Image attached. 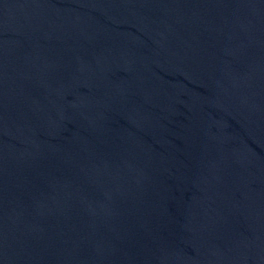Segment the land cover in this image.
Masks as SVG:
<instances>
[{
	"label": "water",
	"instance_id": "1",
	"mask_svg": "<svg viewBox=\"0 0 264 264\" xmlns=\"http://www.w3.org/2000/svg\"><path fill=\"white\" fill-rule=\"evenodd\" d=\"M112 0H0V264H89Z\"/></svg>",
	"mask_w": 264,
	"mask_h": 264
}]
</instances>
